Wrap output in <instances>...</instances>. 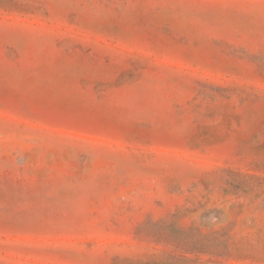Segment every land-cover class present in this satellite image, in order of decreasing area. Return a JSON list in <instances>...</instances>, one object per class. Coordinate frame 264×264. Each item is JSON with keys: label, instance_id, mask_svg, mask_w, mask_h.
Masks as SVG:
<instances>
[{"label": "rangeland", "instance_id": "rangeland-1", "mask_svg": "<svg viewBox=\"0 0 264 264\" xmlns=\"http://www.w3.org/2000/svg\"><path fill=\"white\" fill-rule=\"evenodd\" d=\"M0 264H264V0H0Z\"/></svg>", "mask_w": 264, "mask_h": 264}]
</instances>
